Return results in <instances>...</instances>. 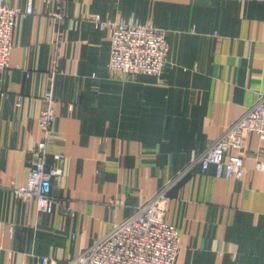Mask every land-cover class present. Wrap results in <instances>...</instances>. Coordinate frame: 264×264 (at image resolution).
Returning <instances> with one entry per match:
<instances>
[{
  "label": "crops",
  "instance_id": "crops-1",
  "mask_svg": "<svg viewBox=\"0 0 264 264\" xmlns=\"http://www.w3.org/2000/svg\"><path fill=\"white\" fill-rule=\"evenodd\" d=\"M28 3L34 12L17 19L9 68L0 73V264L65 263L162 191L165 221L181 239L176 264H264V173L254 169L264 142L245 135L239 181L195 164L264 93V0L8 5ZM94 15L165 31L163 76L111 71V30L98 29ZM50 88L46 165L63 175L49 188L52 212L42 214L10 189L26 184L34 164Z\"/></svg>",
  "mask_w": 264,
  "mask_h": 264
},
{
  "label": "built area",
  "instance_id": "built-area-1",
  "mask_svg": "<svg viewBox=\"0 0 264 264\" xmlns=\"http://www.w3.org/2000/svg\"><path fill=\"white\" fill-rule=\"evenodd\" d=\"M8 2L0 0V73L9 68L17 19L34 12L29 3L22 10L10 7ZM54 16L62 18V15ZM91 22L100 30H111L108 63L111 71L157 78L163 76L169 55L165 31L131 18L111 21L94 15ZM42 102L38 119L42 139L31 148L34 164L29 170L26 184L11 188L10 192L16 199L33 203L38 213L49 214L56 204L49 194V188L62 177L63 171L56 164L50 167L46 165L47 144L54 137L55 100L51 88L43 93ZM250 133L264 142V93L223 130L195 164L203 172L212 168L217 178L239 181L244 173V159L238 152L245 135ZM53 159L62 161L63 156L54 155ZM254 169L264 173V156L255 163ZM165 192L138 206L131 216L114 224L105 235L93 241L75 258L59 263L42 257L35 264H176L181 239L178 229L165 221L162 204ZM9 226V237L12 238L14 225ZM3 252L5 249L0 246V254ZM7 255L11 257L12 252L8 251Z\"/></svg>",
  "mask_w": 264,
  "mask_h": 264
}]
</instances>
